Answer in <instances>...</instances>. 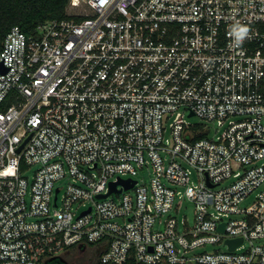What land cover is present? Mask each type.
Instances as JSON below:
<instances>
[{"label": "built area", "instance_id": "obj_1", "mask_svg": "<svg viewBox=\"0 0 264 264\" xmlns=\"http://www.w3.org/2000/svg\"><path fill=\"white\" fill-rule=\"evenodd\" d=\"M119 179L134 184L97 199ZM183 198L192 226L170 215ZM88 248L100 264H264V0H67L6 34L0 264Z\"/></svg>", "mask_w": 264, "mask_h": 264}, {"label": "trees", "instance_id": "obj_2", "mask_svg": "<svg viewBox=\"0 0 264 264\" xmlns=\"http://www.w3.org/2000/svg\"><path fill=\"white\" fill-rule=\"evenodd\" d=\"M66 5L67 0H0V48L13 27L30 33L45 21L65 18Z\"/></svg>", "mask_w": 264, "mask_h": 264}, {"label": "rangeland", "instance_id": "obj_3", "mask_svg": "<svg viewBox=\"0 0 264 264\" xmlns=\"http://www.w3.org/2000/svg\"><path fill=\"white\" fill-rule=\"evenodd\" d=\"M187 122L191 125H207L210 129L209 138H214L216 135V125L214 123H206L196 116H190L186 118ZM138 178L142 179L144 182L149 180V172L147 170H142L138 174ZM112 199L117 200L118 195H112ZM251 202V199L246 200L243 205H247ZM194 204L183 198L181 200L175 201V211H171L170 215L175 217L178 222L185 221L189 226L194 223ZM214 250L223 251L224 249L220 245H205L196 250L197 254L200 253H211ZM65 260L69 264H96L97 256L91 248L88 249H75L71 251L68 255L64 256Z\"/></svg>", "mask_w": 264, "mask_h": 264}, {"label": "water", "instance_id": "obj_4", "mask_svg": "<svg viewBox=\"0 0 264 264\" xmlns=\"http://www.w3.org/2000/svg\"><path fill=\"white\" fill-rule=\"evenodd\" d=\"M190 116H192V114H190ZM134 184V181H130V180H122V179H119L117 182H112L109 184V191L107 194H104V195H98L97 196V199H104L106 198L107 196H109L111 193H120L121 190H116V187L117 185H121L125 190L131 188ZM218 230L220 232L223 231V224H221L219 227H218ZM241 243V240L238 239V240H229V241H226V244L229 245V248L230 250H233L238 244ZM62 256L60 257H57V258H51L49 259L46 264H50V262L53 260V259H59L62 261Z\"/></svg>", "mask_w": 264, "mask_h": 264}, {"label": "flooded vegetation", "instance_id": "obj_5", "mask_svg": "<svg viewBox=\"0 0 264 264\" xmlns=\"http://www.w3.org/2000/svg\"><path fill=\"white\" fill-rule=\"evenodd\" d=\"M54 260H55V263H56V264H69V263L65 260L64 257L62 258V261L59 260V259H53L52 261H54ZM96 264H100L98 260H97Z\"/></svg>", "mask_w": 264, "mask_h": 264}, {"label": "clouds", "instance_id": "obj_6", "mask_svg": "<svg viewBox=\"0 0 264 264\" xmlns=\"http://www.w3.org/2000/svg\"><path fill=\"white\" fill-rule=\"evenodd\" d=\"M245 33H247L248 29L247 28H243L242 29Z\"/></svg>", "mask_w": 264, "mask_h": 264}]
</instances>
